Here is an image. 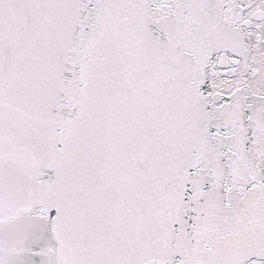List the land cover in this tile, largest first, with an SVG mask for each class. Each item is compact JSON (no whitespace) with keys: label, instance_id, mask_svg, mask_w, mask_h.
Returning <instances> with one entry per match:
<instances>
[{"label":"snow or ice","instance_id":"obj_1","mask_svg":"<svg viewBox=\"0 0 264 264\" xmlns=\"http://www.w3.org/2000/svg\"><path fill=\"white\" fill-rule=\"evenodd\" d=\"M0 264H264V0H0Z\"/></svg>","mask_w":264,"mask_h":264}]
</instances>
